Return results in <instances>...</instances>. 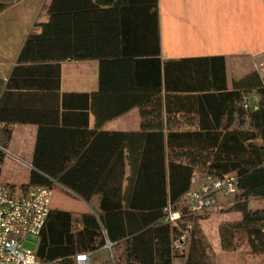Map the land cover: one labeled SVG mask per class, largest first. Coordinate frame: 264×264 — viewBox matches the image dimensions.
<instances>
[{
  "label": "trees",
  "instance_id": "obj_1",
  "mask_svg": "<svg viewBox=\"0 0 264 264\" xmlns=\"http://www.w3.org/2000/svg\"><path fill=\"white\" fill-rule=\"evenodd\" d=\"M49 1L48 20L30 34L19 61L33 67L40 64L39 69H45L46 77L57 88L61 64L67 61L98 60L104 69L135 56L139 66L141 57L153 56L150 61L156 63L158 75L153 81L137 73L136 88L132 89L130 83L124 88L130 97L133 93L129 90L152 89L140 97L136 94L134 100L141 110L142 122L137 132V178L130 204L123 202L122 187L127 133H106L111 144L119 145L118 154L115 147L103 157L84 155L71 159L69 155H56L47 164L34 162L29 183L19 187L4 175L6 153L0 149V183L12 193L29 194L41 187L53 190L57 183L78 194L93 210V214L77 215L52 209L39 237V262L75 264L77 255L94 253L111 243L113 263L109 264H215L198 213L185 203L190 194L205 186L211 188L207 198L215 200L206 211L225 207L229 213L244 216L241 221L220 226L222 250L236 252L241 244L239 237L245 235L251 254L264 255V205L253 206V198L264 203V77L258 72L250 73L230 87L224 57L162 64L158 0L152 3L158 11L151 40L137 43L129 41L132 29H120L121 38L119 29L110 26L105 35L102 18H109L112 24L118 16V1L110 11L101 9L93 0ZM153 18L154 14L152 21ZM105 71L102 70L100 91L82 97L93 101L104 98L113 86H126L125 77L114 71L106 76ZM163 83L166 92L192 94L179 96L189 106L186 122L164 123ZM68 96L71 95L64 97ZM253 96L258 98L256 107H249ZM134 108L128 106L110 114L104 122ZM11 136L8 132L0 146L8 149ZM117 158L122 170L119 188L113 191L106 186L116 175L107 173L106 168ZM85 159L98 167L93 178L83 164ZM228 178L235 180V193L213 188L216 182ZM171 211L181 213V218L171 222Z\"/></svg>",
  "mask_w": 264,
  "mask_h": 264
},
{
  "label": "crops",
  "instance_id": "obj_2",
  "mask_svg": "<svg viewBox=\"0 0 264 264\" xmlns=\"http://www.w3.org/2000/svg\"><path fill=\"white\" fill-rule=\"evenodd\" d=\"M93 1L106 11L113 10L117 1L120 3L115 10L118 16L112 20V24L109 18L107 21L105 17L102 18L106 37L110 26H116L121 38L123 34L120 29L134 31L129 37L132 43L151 40V28L152 25L155 27V14L158 11L156 4L152 6V3H156V0ZM49 4V0H0V140L5 139L8 132L12 133L8 149L0 146L6 153L3 170L12 160L27 170L28 176L23 183L27 184L30 173L35 169L34 162L42 164L46 161L47 164L53 162L51 159L56 155H69L71 159L84 155L103 157L115 147L118 154L119 145L111 144L106 133H127L124 141L126 169L122 187L123 202L130 204L137 178V132L142 122L141 110L134 100L136 94L140 97L152 92V89L141 88L137 92L129 90L133 93L130 97L124 88L129 83L132 89L136 88L137 73L154 81L158 75L156 63L150 61L153 56H144L137 66L135 56L106 65V76L114 71L125 77L127 84L119 88L113 86L104 98L91 101L82 95L100 91L103 65L98 60L67 61L61 64L60 86L57 88L46 77L45 69H39L42 67L40 64L33 67L31 63L19 61L30 34L36 31L37 25L48 20ZM158 4L162 64L224 57L228 68L231 66L230 60L264 58V0H158ZM165 78L163 73L164 81ZM65 95L71 96L65 98ZM180 95L192 94L166 92L164 85V123L186 122L190 116L189 106L180 101ZM167 97H170L169 103ZM128 106L135 108L104 122L105 117ZM83 164L90 169L93 178L98 167L92 165L95 163L91 159H85ZM107 166L106 172L116 176L106 188L114 191L119 188V173L122 170L119 158L116 163L112 159ZM12 168L8 167L7 170L11 171ZM56 187L67 194L71 204L65 205L68 208L52 205L53 210L77 215L93 214L92 208L78 194L57 183L53 193ZM38 244L34 249L36 252ZM107 245L89 253L92 264L113 263L112 249Z\"/></svg>",
  "mask_w": 264,
  "mask_h": 264
},
{
  "label": "built area",
  "instance_id": "obj_3",
  "mask_svg": "<svg viewBox=\"0 0 264 264\" xmlns=\"http://www.w3.org/2000/svg\"><path fill=\"white\" fill-rule=\"evenodd\" d=\"M251 100V99H250ZM253 100V102H251ZM248 103L249 107H256L258 98ZM214 189H224L226 193H235V180L228 178L214 184ZM210 186L202 187L189 195L185 203L194 212H202L211 207L208 194ZM53 190L41 187L29 194H17L0 183V264H41L36 250L26 247L33 244L31 237H39L52 210ZM181 218V213H170V221ZM183 240V239H182ZM107 247L111 250L112 244ZM75 264H92L91 254L82 253L76 256Z\"/></svg>",
  "mask_w": 264,
  "mask_h": 264
},
{
  "label": "rangeland",
  "instance_id": "obj_4",
  "mask_svg": "<svg viewBox=\"0 0 264 264\" xmlns=\"http://www.w3.org/2000/svg\"><path fill=\"white\" fill-rule=\"evenodd\" d=\"M230 65V67H226L229 85H231L232 82L243 79L250 73L254 72H258L264 77V58L252 60L249 57H246L238 60H230ZM7 165L8 166L5 168L6 170H4V175L14 182L18 187L22 186L28 176L27 170H25L20 165L15 164V162L12 160L9 161ZM8 167L13 168L11 171H9L7 170ZM66 195L67 194L65 192H62L58 187H56L53 193L52 205L58 208H63L65 205H68L70 203V198ZM253 202V206L256 208L262 207L264 205L262 199L253 198ZM243 218L244 216L242 214L229 213L225 207H218L216 209H210L209 211L203 210L202 212L198 213L199 223L206 236V239L211 245L212 252L215 255V264H264V255L254 256L251 254L245 235H241L239 237L241 244L239 245V248L236 252L227 253L221 248L219 236L220 226L228 222L241 221ZM185 235L186 237L188 236V234ZM30 240L34 242L35 245L26 244V247L35 249L39 243V238L31 237Z\"/></svg>",
  "mask_w": 264,
  "mask_h": 264
}]
</instances>
